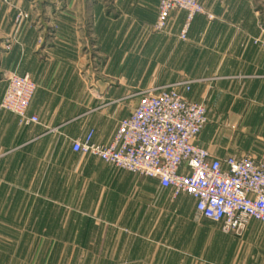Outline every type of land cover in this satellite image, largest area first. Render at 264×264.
<instances>
[{
  "label": "crops",
  "instance_id": "obj_1",
  "mask_svg": "<svg viewBox=\"0 0 264 264\" xmlns=\"http://www.w3.org/2000/svg\"><path fill=\"white\" fill-rule=\"evenodd\" d=\"M202 3L213 18L174 11L156 32L158 0H0V104L9 72L37 84L36 122L0 107V264H264L263 222L224 233L189 194L72 146L108 144L139 92L188 80L197 144L264 161V0Z\"/></svg>",
  "mask_w": 264,
  "mask_h": 264
},
{
  "label": "built area",
  "instance_id": "obj_2",
  "mask_svg": "<svg viewBox=\"0 0 264 264\" xmlns=\"http://www.w3.org/2000/svg\"><path fill=\"white\" fill-rule=\"evenodd\" d=\"M159 13L154 25L163 32L172 12L184 10L189 20L206 14L202 0H158ZM12 5L13 0H3ZM30 18L18 8L16 28ZM187 30L181 38L186 39ZM254 43L264 47V39ZM7 89L0 104L20 117L21 122H36L27 110L37 90L29 74H6ZM191 81L182 80L139 92L140 100L131 114L123 118L108 144L96 143L91 131L85 138L72 140L73 150L100 158L118 168L159 180L174 195L186 193L195 198L199 218L220 224L224 233L242 235L255 219L264 223V161L251 155L215 157L197 144L207 124L204 103L186 98Z\"/></svg>",
  "mask_w": 264,
  "mask_h": 264
},
{
  "label": "rangeland",
  "instance_id": "obj_3",
  "mask_svg": "<svg viewBox=\"0 0 264 264\" xmlns=\"http://www.w3.org/2000/svg\"><path fill=\"white\" fill-rule=\"evenodd\" d=\"M140 176H142V175H140ZM144 177V176H143Z\"/></svg>",
  "mask_w": 264,
  "mask_h": 264
}]
</instances>
